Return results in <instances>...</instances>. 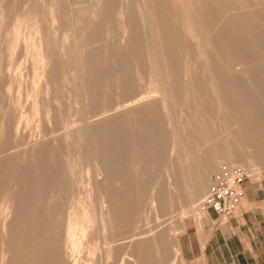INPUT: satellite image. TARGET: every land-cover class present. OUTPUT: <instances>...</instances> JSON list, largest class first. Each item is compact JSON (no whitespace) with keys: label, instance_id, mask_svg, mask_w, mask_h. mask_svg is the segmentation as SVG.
<instances>
[{"label":"rangeland","instance_id":"374dc122","mask_svg":"<svg viewBox=\"0 0 264 264\" xmlns=\"http://www.w3.org/2000/svg\"><path fill=\"white\" fill-rule=\"evenodd\" d=\"M123 1L113 0L115 8L112 11L103 5L102 14L110 18L99 26L97 23L100 19L93 18L98 0H0V204L12 202L15 207L7 220L0 217V264H56V260L57 264H134V258L130 256L133 253L129 247L130 237L140 232L144 233L139 236L140 242L144 244L141 264H186L180 251V239L188 224L201 221L206 213L199 206L189 205L188 194H181V200L176 197L177 193L174 192L181 188L174 182L184 179L180 176L174 178L173 156L164 146L172 141L174 133L182 137L197 134L198 126L206 129L208 134L203 143L215 142L213 137L216 135L225 136L227 132L236 130L241 122L232 116L233 103H239V110H243L262 101L257 111H264V52L256 47H264L263 38L250 35L248 42L244 38L237 43L241 51H253L257 54L255 57L247 59L243 52L232 56L224 48H214L218 38L214 30L217 26H224L226 20L208 19L207 24H204L192 11L175 12V17L171 19L178 24V33L159 36L169 47H180L175 60L182 74L173 87L179 89L180 86L182 90L177 92L167 107L161 101V94L156 92L158 103L144 117V123L156 121V138L149 137L147 145L137 150L136 160L132 152L122 153L120 166L134 165L139 175L134 169L115 172L118 176L114 177L116 184L110 187L109 196H115L116 193L118 197L121 196V203L117 206L125 215L121 216L122 235L118 237L123 240L113 243L109 249L107 245L113 241L115 232L106 229L101 223V214L108 209V203L102 208L99 193L95 191L92 197L87 194L85 174L88 168L93 169L92 174H95V167H89L93 162L83 153L81 143L85 140L87 122L96 123L114 115L118 110L114 105L123 91L116 89L121 85L120 82L100 83L108 87L104 93L113 110L99 114V106H96L89 116L84 97L78 91L73 47L79 30L94 19L93 43L86 49V54L108 48L104 58L110 61L120 51L126 52L127 43L119 39L120 29L126 19ZM142 1H126L129 4L128 16L134 42L131 48H127L132 57L121 61L123 67L131 72L126 76L125 83L133 85L135 93L150 92L154 87L157 90L159 83L152 84V81L160 78L155 68L156 39L152 40L143 23ZM170 1L172 5L179 2ZM149 7L154 17L158 15L161 18L167 12L156 7L153 0ZM185 20L189 22L184 26L182 22ZM222 37L232 43L236 40V33H225ZM39 39L43 40L48 52L54 55L55 62L59 64L58 73L54 75L56 82L49 96L43 92L45 81L35 76L32 67L34 52L29 48L30 42L37 43ZM231 57L239 58V62H247V65L231 66ZM215 66L217 71L213 72ZM215 73L225 76L223 86L228 84L229 89L223 98L214 93L216 84L212 78ZM190 76L198 77L199 85L186 91ZM32 94L44 102L41 110H50V119L42 111L35 115L33 97L28 98ZM22 113L30 122L18 127ZM105 126H101L102 129ZM124 127L127 126L124 124ZM254 128L259 129L258 126ZM111 132L117 134L115 137L121 135L116 129ZM189 142L193 159L190 166H186L191 174L194 160L202 156V144L194 143L192 139ZM218 142V146L226 143L224 138ZM257 142L259 148L248 162L254 168L246 169L249 174L247 182L252 183L264 178V135ZM153 143H161L158 154L151 151L150 145ZM37 149L39 153L42 150L55 151V162L70 168L62 172L65 174L63 181L72 182L69 199L66 205H58L57 211L64 212L66 216L70 214L80 224L84 222V213L88 215L89 233L85 237L76 236L80 246L75 250L65 249L67 236L64 227L58 236L59 250L55 251L52 244H44L47 236L42 222L45 220L44 209L48 204L51 207V192L36 183L40 177H47L51 172L46 169L45 158L37 153ZM219 164L224 163L220 161ZM177 169L180 170V166ZM216 169L209 174V180ZM98 179L102 180V175ZM209 183L206 184V193ZM152 191L156 192V207L152 206L149 199ZM53 196L59 197L55 193ZM169 198L173 200L166 205L164 199ZM132 249L135 250V247Z\"/></svg>","mask_w":264,"mask_h":264},{"label":"bare ground","instance_id":"6f19581e","mask_svg":"<svg viewBox=\"0 0 264 264\" xmlns=\"http://www.w3.org/2000/svg\"><path fill=\"white\" fill-rule=\"evenodd\" d=\"M126 1L127 0L122 3L123 13L126 19L120 29L119 39L127 43L126 45L131 48L134 39L131 30V20L128 16L129 4ZM143 1V23L147 26L149 32L148 35L153 38L152 40L154 41L156 39L155 50L157 60L155 68L156 73L160 75V78H156V81H152V84L155 82L159 83L157 90L154 87L150 92L141 91L135 93L133 85H127L125 83L126 76L131 72L129 69L127 70L123 67L121 61L122 59L125 60L132 57L129 49H127L128 47L126 50L124 49L126 52L123 53L120 51L119 54L113 56L110 61H107V59L105 60L104 58V53L106 54L108 52V48L98 52H90V54H86L85 52L90 44L93 43L94 30L92 27L95 21L94 19L99 18L100 20H98L97 24L102 26L105 19H109L110 17H107L105 14L103 15L101 9L103 5H107V8H110L112 11V9L115 8L113 0H107L106 2H104V0H98L97 10L93 12L94 19L79 30L78 34L75 36V47H73V57L75 58L74 71L77 74L79 82L78 91H80L84 97V104L88 109L89 116L92 114L91 112L96 106H99V114H106L113 110L111 107L112 104L110 105L107 101V94L104 93L105 89L108 87H103V84L100 83L106 81L120 82L121 85L117 86L116 89L123 91V93L117 97L116 105L114 106H116L118 110L114 115L96 123L89 124L87 122V126L84 129L85 140L81 143L83 153L88 156V159L91 162H93L89 167H95V174H92L93 169L90 170L89 168L85 174L86 180L84 181V185L87 187V194L89 197H92L95 191L97 194L99 193L101 195L102 208L108 203V209L105 213L103 211V214H101V223L106 229L108 228L110 231L115 232L113 241L111 244L107 245L109 249L113 247V243L123 240L118 239V237L122 235L121 216L125 215H123L121 208L117 206V204L121 203V196L118 197L117 193L115 196H109V191H111L110 187L113 184H116L114 177L118 175L115 172L118 173L122 170L134 169L137 173V168L134 165L126 167L120 166L122 153L130 151L133 153L134 160H136L138 159L137 150L140 147L147 145L149 137L156 138V121H146V123H144L145 115L149 113L153 107H156V103H158V100H156V92L161 94V101L167 107L170 104L171 99L176 96L177 92L182 90L180 89V86L179 89L173 87V84L177 83L182 74V71L177 66L175 60L178 55L177 51L180 47H169L159 36L160 34L172 36L178 33L176 29L178 24L171 19L175 17V12L192 11L195 16H198V18L203 20L204 24H207L208 19L226 20L224 26H217L214 30V35L218 37L215 40L216 45L214 48H224L228 50L230 54H233L232 56L243 52L247 59H251L257 54L253 51L249 53L241 51V49L237 47V43L244 38H246L244 41L246 40V42H248L250 35L262 37L264 40V0H179L177 5H172L170 0H153L156 2V7H160L167 11L161 18L158 15H156V17L153 16L152 10L149 7L152 0ZM188 22L189 20H185L182 22V25H188ZM225 33H236V40H233L232 43H230L227 38L222 37ZM30 43L31 45L29 48L34 52V55L32 56L34 59L32 64L34 74L40 81H45L46 86L43 92L46 96H49L56 82L54 75L58 73L59 64L55 62L54 55L48 52V48L42 39H39L37 43L35 41H31ZM256 47L264 52L263 46L259 45ZM118 58L120 60H118ZM238 59L239 58L237 57L229 58L231 66L239 64L247 65V62H239L237 61ZM155 68L153 67V69ZM215 70L217 71L216 66L212 68L213 72H215ZM17 72L18 71H16V73ZM224 78L225 76L217 73H215L212 78V81L216 84L214 93L220 95L221 98L224 97L225 92L229 89L227 88L228 84H225L226 88L223 86ZM199 81L200 79L198 77L190 76L185 90L190 91L195 89V85L197 87ZM33 83H35V81ZM149 93L154 95H150ZM29 97H33L32 105L35 115H39L42 111L44 112L45 117L50 119V110H41V106L44 105V102L37 97L35 98L34 94L29 95L28 98ZM262 103V101L258 102L249 108H244L243 110H239V103H233L231 105L233 106L232 116L234 119L237 118V120L241 122L239 124L240 126L236 130L227 132L225 136L216 135L213 137L215 142L203 143L208 137V134L206 129L203 127L200 128V126L196 128L198 131L197 134H194L193 136L187 134L185 136L187 138L174 133L172 141L164 147L168 148L173 156L172 167L175 169L174 178L180 176L181 179H184L177 183L174 182V185H178L181 188V190L174 192L177 193L176 197H178V200H181V194L185 193L188 194V202L191 207L199 206L205 198L204 196H206V184L208 181H210L209 185L211 184L212 177L217 174L218 168L221 165H218V162L220 161L230 166H242L245 170H252L254 168V165L250 163L248 164V162L255 154L254 152L259 148V143L257 141L264 135V111H257ZM170 121V124H172L173 121ZM29 122V119L22 113L20 114L18 127H20L22 123L28 125ZM105 124L106 126L102 129L101 126ZM124 124L127 127H124ZM257 126L259 128L258 130L254 128ZM111 129H116L121 135L115 137L117 134L111 132ZM223 138L226 142L225 145L218 146V141H221ZM189 139H192L194 143L197 142L202 144V147L200 148L202 156L200 157L205 156L204 158L199 157L194 160V170L191 174L188 171V166H186L188 164L190 166V161L193 159ZM229 139H231L230 142H228ZM150 146L153 153L156 152V154H158L159 151H161V143H158L157 145L156 143H153ZM31 149H35V147H32ZM37 150V153H39V149ZM39 154L40 156H44L46 169L51 172V175H48L47 177H40L36 183L41 186V188L51 192V197L49 198L51 207L48 204V207L44 209L45 220L42 222L44 226V234L47 236L44 244L47 246L52 244L55 251L57 249L59 250L60 245L58 243V236L62 233L64 227L67 236L65 249H74L79 245L76 236L79 235L85 237L89 233L90 225L88 223V215L87 213H84V222L80 224L79 221L75 222L70 214L66 216L64 212L59 213L57 211L58 205L64 203L66 205V202H68L69 199V191L72 188V182H64L63 178L65 174L63 175L62 172L65 171L64 169L68 170L70 168L68 165L65 167L62 164L55 162L57 157L55 151L47 152L42 150ZM48 161H51V165ZM179 166L180 170L177 169ZM214 168L216 171L211 177V180H209V174L212 173ZM56 171L58 173L55 174ZM101 175L103 177L102 180L98 179ZM137 175H139V172ZM119 185L121 186V184ZM53 193L59 197L56 198V196H53ZM149 199L152 206L156 207L157 198L155 191L151 192ZM172 200L173 198H169V200L164 199V202L167 201V205L169 202H172ZM14 208L12 202H2L0 204V217L2 216L7 220L15 211ZM143 234L144 233L141 232L135 233L130 237L131 240L129 247L133 252L130 256L134 258V264H141V259L144 254V244L140 242L139 236ZM49 235L51 236L49 237ZM133 247H135V250L132 249ZM137 247L139 248L137 249ZM36 250H38V248H36Z\"/></svg>","mask_w":264,"mask_h":264},{"label":"crops","instance_id":"0c3cea01","mask_svg":"<svg viewBox=\"0 0 264 264\" xmlns=\"http://www.w3.org/2000/svg\"><path fill=\"white\" fill-rule=\"evenodd\" d=\"M239 210L227 218L205 212L180 239L186 264H264V178L246 182Z\"/></svg>","mask_w":264,"mask_h":264},{"label":"built area","instance_id":"2783aa9c","mask_svg":"<svg viewBox=\"0 0 264 264\" xmlns=\"http://www.w3.org/2000/svg\"><path fill=\"white\" fill-rule=\"evenodd\" d=\"M248 179L249 174L242 166L221 164L199 209L203 212L213 211L220 217L234 215L245 198L244 186Z\"/></svg>","mask_w":264,"mask_h":264}]
</instances>
